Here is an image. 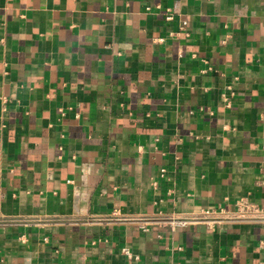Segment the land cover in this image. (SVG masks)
<instances>
[{
	"label": "crops",
	"instance_id": "crops-1",
	"mask_svg": "<svg viewBox=\"0 0 264 264\" xmlns=\"http://www.w3.org/2000/svg\"><path fill=\"white\" fill-rule=\"evenodd\" d=\"M239 200L264 209V0H0V264H264V223L134 222Z\"/></svg>",
	"mask_w": 264,
	"mask_h": 264
},
{
	"label": "built area",
	"instance_id": "built-area-1",
	"mask_svg": "<svg viewBox=\"0 0 264 264\" xmlns=\"http://www.w3.org/2000/svg\"><path fill=\"white\" fill-rule=\"evenodd\" d=\"M150 11V8H148ZM168 21L172 20V15L167 14ZM186 23H184V26ZM167 171L160 170L159 177L164 179ZM153 187L157 188L159 182L154 180ZM170 196V194H168ZM236 210L231 212L227 209H205L192 215H163L155 219L136 220L135 224L144 232H148L152 226H158L165 229L176 231L178 229H187L195 226H205L209 230L215 231L221 225L234 224H261L264 223V209L247 201L239 200L235 204ZM122 253L129 259L139 260V257H134L132 252L125 248Z\"/></svg>",
	"mask_w": 264,
	"mask_h": 264
}]
</instances>
